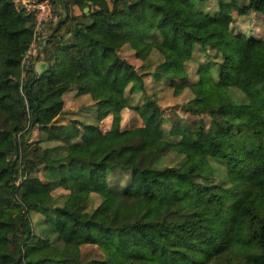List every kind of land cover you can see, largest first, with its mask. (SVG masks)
I'll return each mask as SVG.
<instances>
[{"label": "trees", "instance_id": "trees-1", "mask_svg": "<svg viewBox=\"0 0 264 264\" xmlns=\"http://www.w3.org/2000/svg\"><path fill=\"white\" fill-rule=\"evenodd\" d=\"M49 1L51 15L36 29L34 11L0 0V194L11 192L0 206V264H264V176L230 173L237 145L264 148V57L251 87L223 77L263 37L236 19L264 14V0H179L185 19L162 0ZM43 28L35 70L27 50ZM91 40L100 48L86 73L94 120L61 117L54 96L78 88L76 66L90 59ZM125 45L144 69L120 53ZM174 59L180 74L158 69ZM163 88L185 93L179 107L161 104ZM223 98L234 115L204 107ZM126 108L139 122H123ZM34 127L40 135L31 139ZM78 175L102 183H64ZM203 203L235 222L228 245L202 244ZM66 221L82 238L63 236Z\"/></svg>", "mask_w": 264, "mask_h": 264}, {"label": "rangeland", "instance_id": "rangeland-1", "mask_svg": "<svg viewBox=\"0 0 264 264\" xmlns=\"http://www.w3.org/2000/svg\"><path fill=\"white\" fill-rule=\"evenodd\" d=\"M22 4L21 0H17ZM109 1V0H108ZM164 4L168 7L173 18L175 19H185L188 16V8L179 0H162ZM23 6V5H22ZM25 7V6H24ZM26 8V7H25ZM57 10L60 12L59 6ZM76 12L79 11L77 6H74ZM33 11V10H31ZM51 15V11H50ZM51 18V17H50ZM55 20V16H52ZM237 27L248 31V33L258 34L263 36L259 41L255 42L252 47L246 51L239 53L237 55V67L236 69L230 71L225 70L223 72V77L226 82H237L241 87H251L257 83L260 79V68H259V59L264 57V14L258 12H250L247 15L238 16ZM56 23V22H55ZM35 24H36V15H35ZM54 25V22H52ZM48 27V26H47ZM49 28H43L41 32H36L37 42L36 46L32 47L33 49L29 52V56L32 58L33 68L35 70H40L42 65L41 61L36 58V54L40 49V42L42 35H45L49 31ZM81 39V38H80ZM39 46V48L37 47ZM90 49V59L84 67L76 66V76L74 78V83L78 85V88H73L65 91L63 94L60 92L55 94V99H59L64 103V114H61V117L75 116L81 117L86 121L94 120V113L91 109H87L86 105L90 102L89 93L87 92L90 87V81L86 75L87 71L93 70L97 67L98 54L100 52L99 46L93 41H89ZM120 53L124 55L129 61L133 62L135 66L142 70L144 69L141 66V60L135 57L132 49L128 46H123L120 49ZM155 61V60H154ZM155 62H152L149 68L154 66ZM158 69L162 70L166 74H180L181 65L178 59H174L171 62L161 64L158 66ZM215 74L218 75L216 72ZM145 78L150 82L151 77L145 76ZM162 84V83H161ZM76 91H80V94L77 95ZM185 99V93L181 92L177 95H172L170 89L163 88L159 91V101L162 105L170 111L171 107H179V105ZM204 107H213L217 108V111L224 114L234 115L236 112V107L228 99L223 98L221 100H204ZM133 110L126 108L123 111V122L129 123V125L139 122L138 120H133L132 118ZM234 113V114H233ZM110 115L105 116L101 121L100 125L103 129L107 128L110 124ZM139 131V130H138ZM29 138H36L40 135V132L35 127L32 128L29 132ZM210 151L215 152L216 154L223 155L220 151L209 148ZM236 162L235 167L231 170L232 178H247L257 183L260 182L264 176V148L258 147L253 148L252 150L245 149L243 145L236 146ZM16 182L14 179L13 184ZM69 187H79V188H90L98 187L102 181H92L84 178L81 175L76 177H71L64 182ZM11 197V192L8 191L7 195L0 194V206H6L8 203V198ZM97 202V198L92 195L90 204L93 205ZM205 216L210 221V226L205 232L204 240L202 244L210 249L213 247H220L228 245L233 241L234 237V227L235 222L222 218L215 214L214 207L209 204H202ZM64 237H69L71 239H80L82 238V232L80 230H74L70 227L68 221H66L63 230Z\"/></svg>", "mask_w": 264, "mask_h": 264}, {"label": "built area", "instance_id": "built-area-1", "mask_svg": "<svg viewBox=\"0 0 264 264\" xmlns=\"http://www.w3.org/2000/svg\"><path fill=\"white\" fill-rule=\"evenodd\" d=\"M23 6L26 7L28 10H33L36 15V24L35 28L37 29L41 22L45 20L51 11V3L49 0H21ZM36 30L34 32L33 39L30 43V46L27 50V54L33 49L32 47L36 46L37 37H36ZM40 41V40H39ZM38 41V43H39ZM39 48V46H37Z\"/></svg>", "mask_w": 264, "mask_h": 264}, {"label": "crops", "instance_id": "crops-1", "mask_svg": "<svg viewBox=\"0 0 264 264\" xmlns=\"http://www.w3.org/2000/svg\"><path fill=\"white\" fill-rule=\"evenodd\" d=\"M41 64L40 65H42L43 66V63L42 62H40ZM71 90V89H70Z\"/></svg>", "mask_w": 264, "mask_h": 264}, {"label": "water", "instance_id": "water-1", "mask_svg": "<svg viewBox=\"0 0 264 264\" xmlns=\"http://www.w3.org/2000/svg\"><path fill=\"white\" fill-rule=\"evenodd\" d=\"M21 7H22V5H21ZM87 8V6H85V9Z\"/></svg>", "mask_w": 264, "mask_h": 264}]
</instances>
